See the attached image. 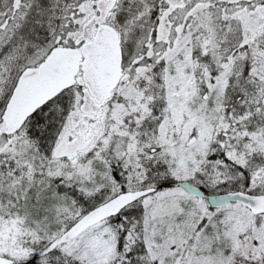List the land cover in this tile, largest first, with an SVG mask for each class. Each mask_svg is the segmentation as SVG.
Segmentation results:
<instances>
[{
    "label": "snow or ice",
    "instance_id": "obj_1",
    "mask_svg": "<svg viewBox=\"0 0 264 264\" xmlns=\"http://www.w3.org/2000/svg\"><path fill=\"white\" fill-rule=\"evenodd\" d=\"M0 264H264V0H0Z\"/></svg>",
    "mask_w": 264,
    "mask_h": 264
}]
</instances>
